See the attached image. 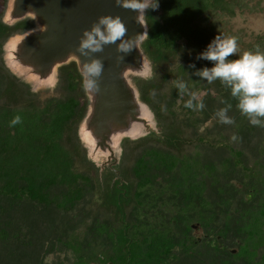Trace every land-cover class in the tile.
<instances>
[{
    "label": "trees",
    "instance_id": "trees-1",
    "mask_svg": "<svg viewBox=\"0 0 264 264\" xmlns=\"http://www.w3.org/2000/svg\"><path fill=\"white\" fill-rule=\"evenodd\" d=\"M252 1L255 0H157L158 7L141 14L146 27L143 26V34L136 46L145 71L137 70L139 97L152 117L153 130L149 133H156V127L161 128L164 134L160 139L167 147L153 145L147 148L144 142V145L139 144L140 140L133 148L134 160L128 167L116 168L115 157L102 164L99 172L107 170L104 180L112 179L113 183L101 184L104 185L98 198L100 201H92L91 194L98 168L93 171L77 165L81 156L74 142V125L84 117L89 103L85 98L87 93L82 89L78 60L70 56L60 64L63 92L42 103L26 97L28 87L20 77L8 74L3 66L0 68V248L11 250L6 254L10 255L6 256L7 264H16L18 260L43 264L44 249L45 252L59 251L64 246L73 252L70 264H87L88 260L101 264H180V252L191 253L200 243L185 230L176 235L171 230V226H177L182 218L206 226L208 235L225 237L231 232L234 237L235 234L241 237L239 255L211 243L207 246L213 252L229 259L234 257L235 261L242 260L244 264H258L255 260L264 264V159L256 156L248 159L246 151L237 148V142L241 140L233 141L229 134H223L231 125L219 123L216 118L208 133L201 135L204 131L198 129L206 128L207 119L227 104L232 106L228 115L234 119L235 128L247 117L239 112L237 100L230 90L228 92L229 88L219 80L208 83L195 74L204 67L213 66V62L198 57L216 35L237 39L238 52L229 59L237 58L244 51L264 53V33L245 44L239 33L230 32L225 26L224 18L233 17L236 10L253 11L259 6V0L254 5L250 4ZM5 2L0 0V44L14 33L31 30L36 23L27 17L13 23L3 21ZM159 68L162 69L161 83L169 79L181 80L188 89L191 83L204 88V109L185 108L187 95H182L175 85L161 92L163 87L160 89L162 85L155 80L142 82L141 76L148 79ZM216 87L219 92L212 96L210 90ZM150 88L161 92V105L155 104L157 101L149 96ZM171 92L172 100L168 98ZM83 97L85 99L81 100ZM166 101L168 107H165ZM165 115L163 122L161 116ZM15 116H20L21 122L12 126L10 121ZM193 127L195 134L190 136L188 132ZM244 128L251 131L247 124ZM188 143L203 147L205 155L202 156V152L190 155L186 148ZM125 144L128 145V141ZM259 147L263 149L262 145ZM208 150H213L215 159L207 156ZM224 166H232L233 173L236 171L247 179L243 190L229 181L221 182L218 175ZM150 168L189 171L192 181L178 177L175 183L179 198L189 196V200L179 207L183 212H190L189 218L172 215L167 218L168 228L153 224L143 228L144 222L132 217L140 203L139 190L151 182ZM207 183L215 192L213 201L196 193L199 185L202 188ZM136 187L140 189L135 190ZM246 194L251 198L247 199ZM191 199L201 200L200 204L204 205L212 204L213 209L210 213L199 207L196 209ZM233 201L236 208H231ZM15 205H21L24 217L27 216L25 213L31 216L26 219L25 226L32 238L19 237L23 232L18 219H14ZM217 208L223 209L224 213L218 214ZM213 222L219 225L212 227ZM237 232H243L249 239L247 245L243 244V235ZM212 238L217 242L216 236ZM46 239L47 248L43 243ZM1 258H4L3 254ZM232 264L235 263L232 261Z\"/></svg>",
    "mask_w": 264,
    "mask_h": 264
},
{
    "label": "rangeland",
    "instance_id": "rangeland-1",
    "mask_svg": "<svg viewBox=\"0 0 264 264\" xmlns=\"http://www.w3.org/2000/svg\"><path fill=\"white\" fill-rule=\"evenodd\" d=\"M256 1V0H255ZM255 1H252L250 4L254 5ZM155 0H153V3ZM13 8V0H6L5 2V7L3 10V21L8 22V23H13L17 20V17L13 18L11 14ZM30 18L31 20L34 21L35 23V18L31 12H27L25 16ZM19 19V18H18ZM225 26L228 31L233 32V33H239L240 39L242 40L243 43H251L255 40L257 35H260L264 33V0H259V6L256 7L253 11H250L248 9L246 10H236V13L233 17H225ZM39 24L35 23L33 28L29 31H25L23 33H14L10 36H8L1 44H0V68L3 66V68L7 71L8 74L15 75L21 78L23 80V83L25 86H27V92H26V97H31L32 100L36 102L42 103L45 99L49 97H57L59 96L63 91H62V79L60 78L59 75V69L58 67L60 64L64 61L56 62L52 67L48 70V72L44 75H40L35 73L32 70V66L23 64L17 57V54L20 50V45L22 41L25 39V37L31 33V31L39 29ZM209 61V60H208ZM211 63V61H209ZM137 70H142L145 71V68L142 66V64H139V67L137 68H127L124 71V77L126 78L129 86L134 89V101L136 104V112H137V117L142 119V120H131L128 119L127 125H117V126H112L110 134L108 135V143L110 144V150L113 153L112 157L110 158V151L108 149H100L96 143L99 140V137L94 136L92 132L91 126H89V122L91 120L92 116V111H93V95L90 93H87L85 95V98L88 100V107L87 111L84 115V117L77 122L74 127L75 131H73V137H74V142L79 148L80 152V161H78L77 165L80 168L83 169H94L98 168V171H95V186H93L91 190L92 194V201H100L101 197V191L102 187L104 184L107 183H113L112 179L105 178V173L107 170H103L102 172H99V168L101 167L102 164H106L110 162V159L116 158V162H118V165L116 168H121V167H128L132 161L134 160V146L138 145V141L142 140L139 142V144L146 145L145 147L150 148L151 146H156V147H167L164 145V142L161 141L160 137L164 134L163 130L161 128H157L156 126V133H149L151 129V121L146 120V115H147V107H144V105L141 103L140 97H139V85L137 81V76L140 77V75H137ZM161 72L162 69L159 68L158 70L155 69V72L152 73L150 78L147 79L144 75L141 76L140 79H142V82L145 80L152 79L153 81L155 80V83H160L162 86L160 89L161 92L164 91V89H169L171 86L174 88V81L172 79H169L167 82L161 83ZM143 74H145L143 72ZM197 84V83H196ZM195 83H191L189 86V91L194 92L197 94V96L202 97V99L206 95V91L204 88H199L197 87ZM210 87H213L211 85ZM230 89H228L229 92ZM149 96L152 97V100L157 101L155 104L161 105L160 102H162L161 98V92L158 90H153L150 88L149 90ZM212 96H216L218 88L216 87L215 89L212 88L210 90ZM155 93V95H153ZM84 97L81 98V100L85 99ZM168 98L170 100L174 99L172 92L168 95ZM187 99L189 97L187 96ZM178 99H176L177 101ZM138 106V107H137ZM165 107H168L167 101L165 104ZM146 108V109H145ZM165 112V111H163ZM168 114V113H167ZM166 116H161L163 122L166 121ZM175 117H172L174 119ZM215 115H213L212 118L207 119L206 121V128L202 126V129H198L199 132H202L201 135L203 136L208 133V131L212 128V125L215 122ZM152 119V118H151ZM142 121H147L148 126L144 125ZM237 127L233 126L231 124V127H229L230 130L226 131L222 130L225 134H229L231 137L233 134L237 135L238 133L241 134L238 135L239 139L241 141H238L237 143V148L243 149L245 152V155L249 158L252 157H261V159H264V127L260 126H253L249 123L248 118L244 120H240L237 123ZM246 124L251 127V131H249V128H244ZM146 126V127H145ZM153 128V127H152ZM205 129V130H204ZM244 129V130H243ZM195 127L189 130V135L194 136L195 134ZM238 130L241 132L244 131L243 133L238 132ZM155 134L157 137H155ZM145 138V139H144ZM147 138V139H146ZM244 139V140H243ZM125 141H128V145L125 144ZM144 142V144L142 143ZM157 143V144H156ZM156 144V145H155ZM192 144V143H191ZM259 145H262L263 149H260ZM259 147V148H258ZM188 149V153L192 156H195L197 152H202L201 155H205V151L203 147H198L194 145H189L186 147ZM260 150V152H258ZM248 152L250 154H248ZM208 153V154H207ZM207 156H209L210 159H215L216 154H213V150H208ZM127 154V155H126ZM198 154V153H197ZM258 154V155H257ZM110 158V159H109ZM247 159V161H248ZM246 160V159H245ZM251 161V160H249ZM218 162V160H216ZM219 163V162H218ZM251 163V162H248ZM227 165V164H226ZM233 167L232 166H224L223 169L221 170L222 172L218 175L222 183H225L226 181H229L231 184L235 185V187L241 188L242 190L245 187V182H247V179H244L241 177L240 174H238L232 171ZM101 171V170H100ZM117 171V170H116ZM148 173L150 175V181L148 184L144 185L142 189L139 187L135 188V190H139L141 192V197L139 198L140 203L139 206L136 207V209L133 210L132 217L137 218L138 221L144 222L142 224L143 228L149 226L150 224H153V226H163L168 228L170 223L168 224V217L172 215H183L187 216L189 218L190 213L188 210L183 212L180 210V206L184 205L186 203L187 197L189 196H184L183 198L178 197V190L175 189V183L177 182L178 177L183 178L186 182L187 181H192L193 177L189 173V171H181L179 168H174L171 172L167 171L166 169H149ZM230 179L228 180V178ZM113 178V177H112ZM102 180V182H101ZM104 183L103 185H101ZM204 185V184H203ZM210 185L207 183V185L202 186L199 185V190H196V193L200 195V197H204L208 200H214L216 196H214V191L210 189ZM176 190V191H175ZM214 192V193H213ZM195 195V193H194ZM239 196V195H238ZM246 198L250 199L251 195L246 194ZM191 202H194V206L196 209L203 210L205 212L210 213V210L213 209V205L208 204L204 205L203 203L200 204L201 200L197 202L196 200H192ZM28 204H31V202H27ZM33 203V201H32ZM204 205V206H203ZM222 206V205H220ZM34 208L36 205L33 206ZM82 207V206H81ZM203 207V209H202ZM234 207L236 208L237 205L235 201H233L231 208ZM21 205H15L14 208V219H18V222L21 225V232L19 233V237L27 238L31 237L29 233L26 231V226L25 222L27 221L26 219L30 218L28 214L26 217H24L23 213L24 211L21 210ZM75 210H78V207H75ZM205 208V209H204ZM74 210V211H75ZM223 209L217 208L216 211L218 214L224 213V211H221ZM220 211V212H219ZM28 212H31L28 211ZM228 212H231L228 210ZM70 215V212L69 214ZM71 217V216H70ZM179 224L177 226H171V230L174 231V234L178 233L180 234L185 230V232L189 233L192 237L197 238L199 240V245L192 250L191 253L184 254L180 252V264H232V261L235 264H244L242 260H236L233 257L232 259H229L226 257L221 256V254H218L216 252H213L212 250L209 249L207 245L211 244L212 245H217L220 249H226L230 250L233 255L238 254L239 255V244L241 243V237H238L235 234V237L231 232L225 236L221 237V235L218 234H212L208 235L209 233L207 232V227L206 226H201L199 222L196 220H190L186 218H182L180 220ZM221 224V223H220ZM212 227L218 226L219 224L216 222H213L210 224ZM145 226V227H144ZM188 226L191 227V229L188 228ZM142 228V229H143ZM79 231H81V227L78 228ZM209 229V228H208ZM27 233V234H26ZM175 234V235H176ZM238 235H243V244L247 245L246 242L249 241L248 238H246L245 234L237 232ZM216 236L217 242L213 240L212 237ZM237 237V238H236ZM32 238V237H31ZM12 237H10V240ZM45 248H47V239L46 241H43ZM49 245V244H48ZM1 246V245H0ZM10 252L9 247H3L0 248V263L2 261V264H7L8 261H6V255L7 252ZM260 251V248H259ZM3 254L4 258H1V255ZM73 257V252L67 248L66 246L62 247L61 250L59 251H51V252H45V249L43 250V253L41 255L42 263L43 264H70V261L72 260ZM257 259V257H256ZM259 259V258H258ZM257 259V260H258ZM29 264H32V262H29ZM26 262H23L21 260L16 261V264H28ZM254 263L261 264L260 261H254ZM78 264V263H76ZM87 264H101L100 262H96L94 260H88Z\"/></svg>",
    "mask_w": 264,
    "mask_h": 264
},
{
    "label": "water",
    "instance_id": "water-1",
    "mask_svg": "<svg viewBox=\"0 0 264 264\" xmlns=\"http://www.w3.org/2000/svg\"><path fill=\"white\" fill-rule=\"evenodd\" d=\"M27 12L33 14L39 29L25 37L17 57L23 64L32 66L35 73L44 75L56 62L70 56H74L80 66L81 62L93 57L103 62L99 91L92 93L93 111L89 126L93 127V135L99 137L96 145L108 149L111 158L113 153L108 143L111 127L125 126L128 119L142 120L136 116L134 89L124 77L125 69L139 67L141 55L137 46L124 54L117 51L115 44H110L102 52L84 57L76 47L82 30L90 28L99 16L105 14L119 16L127 28L125 38L136 36L137 42L144 30L136 19L137 11L119 6L115 0H13L10 16L18 19ZM142 123L148 126L147 121Z\"/></svg>",
    "mask_w": 264,
    "mask_h": 264
},
{
    "label": "clouds",
    "instance_id": "clouds-1",
    "mask_svg": "<svg viewBox=\"0 0 264 264\" xmlns=\"http://www.w3.org/2000/svg\"><path fill=\"white\" fill-rule=\"evenodd\" d=\"M116 4L137 11L138 22L142 23V15L149 8L158 7L157 0H115ZM127 28L119 16L101 15L90 28L82 30L76 51L84 57H90L92 53H99L106 45L115 44L117 51L127 54L136 48V36L125 38ZM118 42V43H117ZM238 52L237 39L235 37H222L216 35L208 44L205 51L198 58L213 62L212 67H204L195 74L208 83L219 80L230 89V94L237 100L236 107L241 115L246 116L253 126L264 127V53L259 51H244L235 59H229ZM122 59V56L119 57ZM194 67V66H193ZM104 70L103 62L98 58H91L81 62L80 73L82 77V89L86 93L99 91L98 80ZM179 92L186 94L189 99L184 107L192 110H203V99L196 93L189 91L188 86L181 80L174 81ZM155 95V93H153ZM231 104L216 111L215 117L219 123L234 124L235 121L228 115ZM21 122L20 116H15L10 124L15 126ZM237 141L235 134L231 137Z\"/></svg>",
    "mask_w": 264,
    "mask_h": 264
},
{
    "label": "bare ground",
    "instance_id": "bare-ground-1",
    "mask_svg": "<svg viewBox=\"0 0 264 264\" xmlns=\"http://www.w3.org/2000/svg\"><path fill=\"white\" fill-rule=\"evenodd\" d=\"M144 107H145V106H144ZM145 109H146V108H145ZM151 118H152V117H151V114L149 113V111H147L146 120H147V121H149V119L152 120Z\"/></svg>",
    "mask_w": 264,
    "mask_h": 264
}]
</instances>
